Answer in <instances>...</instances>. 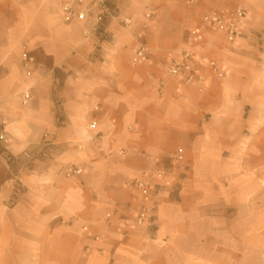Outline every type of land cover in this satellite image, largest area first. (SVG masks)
I'll list each match as a JSON object with an SVG mask.
<instances>
[{"label": "crops", "instance_id": "crops-1", "mask_svg": "<svg viewBox=\"0 0 264 264\" xmlns=\"http://www.w3.org/2000/svg\"><path fill=\"white\" fill-rule=\"evenodd\" d=\"M102 2L115 15L100 22ZM148 7L153 53L136 62ZM238 8L235 44L204 31L222 78L166 77L203 15ZM260 41L264 0H0V264H264V179L242 174L264 155ZM45 136L63 149L57 162L9 163ZM71 164L81 177L65 176ZM139 182L160 191L146 197ZM143 209L153 225L135 224Z\"/></svg>", "mask_w": 264, "mask_h": 264}, {"label": "built area", "instance_id": "built-area-1", "mask_svg": "<svg viewBox=\"0 0 264 264\" xmlns=\"http://www.w3.org/2000/svg\"><path fill=\"white\" fill-rule=\"evenodd\" d=\"M100 15L99 21H105L107 18H111L115 15V11L112 10L106 2H102L100 5ZM67 17L70 20L74 16L73 9L68 6L66 8ZM156 12L151 8H147L144 13V19L146 24L144 25V31L137 36L138 51L136 53L135 60L136 62H149L152 55V49L146 42V31L150 27V23L155 17ZM79 18L83 19L84 16L80 15ZM247 18V11L244 8H238L235 12L227 14L222 11H212L202 17V23L200 26V31L193 33L187 38V45L182 50L180 56L176 59L170 61L164 68V72L167 78L173 79L179 82L182 85L187 86H197L203 87L207 81L206 70L216 77L222 78L224 76V71L218 65L216 61L209 60L204 57V54L207 51V43L205 41L204 31L207 29L213 30L217 33L224 34L228 44H235L240 36V28L244 20ZM125 25L130 26L131 21H125ZM25 61L32 62L33 59L25 56ZM165 83L162 81L159 85V92L163 94ZM26 94V98H27ZM96 124H91L90 128L94 130ZM10 140L5 131L4 125L0 124V147H5L9 144ZM44 145L51 147L52 143L47 140L45 136ZM26 160H32L33 155L29 152L24 154ZM170 163L172 166H176L183 162L184 154L180 149L170 158ZM64 174L67 178H78L81 177L83 171L81 168L75 165L67 166V169H64ZM137 188L146 196V197H155L157 192L155 189L150 188L144 182H139L136 184ZM135 224L137 225H153L154 219L151 217V214L147 209H143L140 214L134 219Z\"/></svg>", "mask_w": 264, "mask_h": 264}, {"label": "rangeland", "instance_id": "rangeland-1", "mask_svg": "<svg viewBox=\"0 0 264 264\" xmlns=\"http://www.w3.org/2000/svg\"><path fill=\"white\" fill-rule=\"evenodd\" d=\"M260 37V36H259ZM262 42L260 41V42H258V46L260 47V50L261 51H264V48L262 47ZM263 78H264V75H263ZM262 93H263V95H264V91H262ZM258 126H260L261 128H262V130H261V138H259V139H256V145H258V144H260V146H262L263 148H264V123H258L257 124ZM253 131H247V135L250 133V134H253L252 133ZM249 134V135H250ZM256 134H259V132L258 133H256ZM10 140V139H9ZM255 140V139H254ZM253 139H250V136H245V146L246 147H248V146H251V145H254V141ZM10 143V142H9ZM45 143H44V141L40 144V145H38V146H36V148H34V149H32V151L30 152V151H25L22 155H21V157L20 158H18V159H11V160H9V163L11 162V163H13V162H16V167L17 168H20V169H28V168H31V167H33V165H34V163L36 162V161H51V162H57V158H58V156H60L61 155V153H62V151H63V149L62 148H60V147H56L55 148V146H51V147H47V146H45L44 145ZM9 145V144H8ZM7 145V146H8ZM7 146H5V147H0V152H1V154L3 153V152H5L6 151V147ZM27 152H29V153H31L32 155H33V159L32 160H26V158H25V156H24V154L25 153H27ZM0 154V155H1ZM176 154V153H175ZM174 154V155H175ZM172 157V156H171ZM262 166H261V168H260V170H258L257 172H253V171H247V172H242V174H243V176L245 175L246 177H247V179H248V177H251V176H255L254 174H259L260 175V177H261V179H264V155H262ZM171 161V160H170ZM170 161H169V163L167 164L168 166L167 167H169L170 168V166H172L171 164H170ZM18 163V164H17ZM71 165H74V164H71ZM76 166V165H75ZM175 167L177 168V166H172V168H174L175 169ZM63 172V171H62ZM237 174V173H236ZM21 189V188H20ZM23 191V190H22ZM159 191L160 190H157V193H159ZM23 193H25V192H23ZM132 218V217H131ZM133 219H134V217H133ZM64 221H62V223H63ZM85 232L87 233V234H89L90 233V229L88 228L87 230H85ZM94 236V235H93ZM235 238H237V236H234ZM253 237L254 236H252V235H247L246 236V238H251V239H253ZM249 239H247V241H248ZM221 241V236H219V235H215V242H220ZM252 241V240H251ZM231 242H233V240H231ZM233 243H235V242H233Z\"/></svg>", "mask_w": 264, "mask_h": 264}, {"label": "trees", "instance_id": "trees-1", "mask_svg": "<svg viewBox=\"0 0 264 264\" xmlns=\"http://www.w3.org/2000/svg\"><path fill=\"white\" fill-rule=\"evenodd\" d=\"M0 154H1V152H0Z\"/></svg>", "mask_w": 264, "mask_h": 264}]
</instances>
